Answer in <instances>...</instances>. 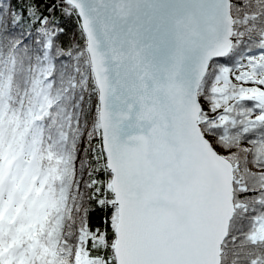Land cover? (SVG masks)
Instances as JSON below:
<instances>
[{"label": "snow or ice", "instance_id": "snow-or-ice-1", "mask_svg": "<svg viewBox=\"0 0 264 264\" xmlns=\"http://www.w3.org/2000/svg\"><path fill=\"white\" fill-rule=\"evenodd\" d=\"M0 264H264V0H0Z\"/></svg>", "mask_w": 264, "mask_h": 264}]
</instances>
